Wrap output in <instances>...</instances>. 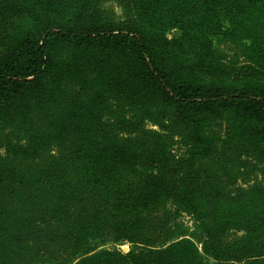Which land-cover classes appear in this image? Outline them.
Returning <instances> with one entry per match:
<instances>
[{
  "label": "trees",
  "instance_id": "16d2710c",
  "mask_svg": "<svg viewBox=\"0 0 264 264\" xmlns=\"http://www.w3.org/2000/svg\"><path fill=\"white\" fill-rule=\"evenodd\" d=\"M106 1L0 0V264H264V0Z\"/></svg>",
  "mask_w": 264,
  "mask_h": 264
},
{
  "label": "rangeland",
  "instance_id": "374dc122",
  "mask_svg": "<svg viewBox=\"0 0 264 264\" xmlns=\"http://www.w3.org/2000/svg\"><path fill=\"white\" fill-rule=\"evenodd\" d=\"M104 5L112 10L116 16H121V8L116 2V0H109L104 3ZM165 34L168 37L177 36L179 34L178 28H171L168 29ZM246 42V41H245ZM249 42V41H247ZM217 43V42H216ZM246 44V43H245ZM220 50L225 51L228 57H237L238 61H242L245 59L244 56V49L242 46H229V45H221ZM181 149H178L176 152H180ZM3 153V149L0 148V154ZM159 214L163 216L164 221L167 223V226H169L171 229H174L176 234H184L180 236L179 238L186 237L193 242H195L201 250V245L198 243V241L192 237L193 234H199L201 232V226L199 225V222H197L193 215L189 214L186 211L178 210L176 206L167 204L164 206L160 211ZM238 234H242V231H238ZM237 234V235H238ZM192 235V236H191ZM133 243L129 242L128 240H121V241H112V240H105V239H93L89 242V247L91 248L90 253H95L98 251H104V250H113L117 249L121 251L122 253L128 252L130 249L133 248ZM80 260V257L73 261L70 264H75L77 261Z\"/></svg>",
  "mask_w": 264,
  "mask_h": 264
}]
</instances>
